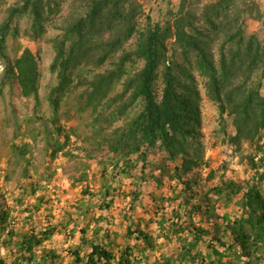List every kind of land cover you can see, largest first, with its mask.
Here are the masks:
<instances>
[{"label":"rangeland","instance_id":"rangeland-1","mask_svg":"<svg viewBox=\"0 0 264 264\" xmlns=\"http://www.w3.org/2000/svg\"><path fill=\"white\" fill-rule=\"evenodd\" d=\"M44 1L52 6L45 14L43 36L33 38L31 14H19L7 35L6 58L0 55L1 264H88L94 244L113 251V264L125 250L130 252L133 264H162L166 258L173 264H217L219 256L212 253V245L225 251L224 264H243L246 259L240 257L242 249L234 242L231 230L224 232V216L235 221L244 215L240 198L250 187L257 186L264 196V159L257 150L263 138L252 144L242 141L241 148L233 145L229 141L236 134L233 116L221 111L209 77L194 71L195 86L201 94V136L194 146L201 155L198 166L181 174L180 181L178 167L183 166L185 155L173 161L167 151L157 149L144 171L147 179L141 177V162L130 175L114 176L112 166L104 164L107 156L100 145L88 141L91 117L88 111L80 110L79 90L59 93V107L51 102V91L59 82L57 72L51 69L56 56L53 41L63 32L65 18L81 2ZM23 2L0 0V26L10 8ZM141 2L153 24L165 25L180 0ZM259 2L264 11V0ZM146 25L144 17L140 29ZM246 31L264 37V25L258 20H249ZM136 42L137 34L105 64L85 67L91 76L117 68L120 59L129 56L122 68L124 77L117 82L113 95L123 91L126 77L144 66L143 59L135 54ZM26 48L36 55L40 67L38 98L22 96L16 73L9 68ZM215 62L221 72L217 52ZM163 70L161 67L155 82L158 99L165 85ZM262 84L264 91V81ZM231 180L242 188L233 201L215 194L214 187ZM186 195L191 203L184 202ZM194 205L200 207L192 208ZM200 227L206 232L197 241L194 235ZM140 230L151 236V244L139 239L136 231ZM27 234L40 239L32 254L21 246ZM214 235L232 246L225 248L213 239ZM195 240L197 245L192 247ZM183 247L197 254L195 260L184 258ZM75 251H79L83 263L76 261ZM253 264H264V257Z\"/></svg>","mask_w":264,"mask_h":264},{"label":"trees","instance_id":"trees-1","mask_svg":"<svg viewBox=\"0 0 264 264\" xmlns=\"http://www.w3.org/2000/svg\"><path fill=\"white\" fill-rule=\"evenodd\" d=\"M79 1V7L65 18L63 32L53 41L56 56L51 69L57 72L59 82L51 91V102L59 107V93L79 90L80 110L88 111L91 117L88 141L100 145L107 156L104 164L112 166L114 176L130 175V170L141 162V177L147 179L144 171L150 155L157 149L167 151L173 161L185 155L183 166L178 167L180 181L181 174H188L198 166L201 155L198 146H194L201 136V94L195 86L194 71L209 77L221 111L233 116L236 134L229 141L241 148L242 141L252 144L263 138L256 143L264 159V37L246 31L251 19L264 25L259 0H180L165 25L152 23L141 0H75V3ZM51 6L44 0H24L22 5L11 7L8 18L0 26V55L6 58L7 35L16 16L31 14V36L37 39L46 32L45 14ZM144 17L147 25L140 29ZM135 34V54L143 59L144 66L126 77L123 91L113 95L117 82L124 77L122 68L129 56L124 55L117 68L91 76L85 67L105 64ZM216 52L220 55L221 72L215 62ZM161 67L165 85L158 99L155 82ZM9 68L16 73L22 96L38 98L41 73L33 51L26 48ZM185 184L188 189V182ZM213 189L229 201L242 190L232 180ZM190 200L186 195L184 202L191 203ZM207 203L211 208L210 202ZM240 204L244 215L235 221L224 216L227 221L224 232L231 230L234 242L242 249L240 257L246 259H242L243 264H253L264 257V196L253 186L240 198ZM215 231L217 234L218 230ZM136 232L139 239L151 244L148 233ZM205 232L204 228L196 229L194 239L202 240ZM215 238L225 248L232 246L217 235ZM39 241L37 235L27 234L21 246L32 254ZM210 248L219 256L217 264H224L225 251L214 245ZM183 251L185 259L195 260L197 254H192L190 248L183 247ZM75 255L76 261L83 263L79 251ZM209 256L212 258V254ZM114 260L112 250L94 244L87 263L113 264ZM116 264H133L130 252H122ZM162 264L173 262L166 258Z\"/></svg>","mask_w":264,"mask_h":264}]
</instances>
